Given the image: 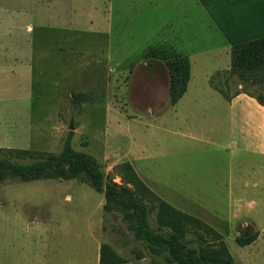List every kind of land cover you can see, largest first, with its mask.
<instances>
[{
    "label": "rangeland",
    "instance_id": "374dc122",
    "mask_svg": "<svg viewBox=\"0 0 264 264\" xmlns=\"http://www.w3.org/2000/svg\"><path fill=\"white\" fill-rule=\"evenodd\" d=\"M15 2L32 30L8 32L0 48L27 49L20 59L33 58V71L13 75L0 67V158L24 166L76 153L93 158L104 180L97 190L85 173L28 179L0 169V264H98L101 243L124 264H166L149 252L126 207L105 195L108 182L134 188L117 169L134 156L155 197L209 230L189 226L192 242L181 244L183 254L191 250L204 264H264V200L233 190L229 173L237 164L225 151L232 143L223 102L207 103L198 79L176 112L168 98H143L152 90L161 94L163 81L143 79L147 73L137 65L165 64L150 52L160 47L164 26L162 37L170 38L178 23L207 15L203 8L174 0H0V7ZM192 27L200 36L210 32L198 21ZM191 58L198 73L210 56ZM219 76L211 84L225 96L240 84L264 95V67ZM144 203L149 227L169 232L158 226L157 202L147 197Z\"/></svg>",
    "mask_w": 264,
    "mask_h": 264
},
{
    "label": "trees",
    "instance_id": "16d2710c",
    "mask_svg": "<svg viewBox=\"0 0 264 264\" xmlns=\"http://www.w3.org/2000/svg\"><path fill=\"white\" fill-rule=\"evenodd\" d=\"M203 7L214 20L218 28L231 45L230 72H252L264 67V0H201ZM152 57L164 61L169 70V99L174 105L184 94L190 76L188 57L171 52L167 48L152 47ZM149 52V53H150ZM159 52V53H157ZM242 91L256 99L264 106V95H254ZM65 166L67 167L65 169ZM0 169L10 170L20 177L37 179L49 174L75 177L80 173L88 175L97 190L102 189L103 173L97 162L85 155L66 152L57 158L49 157L42 163L18 165L8 163L0 158ZM118 171H123L122 180L134 186L133 189L118 186L108 182L105 189L107 201H118L126 207L137 222L138 230L147 242L149 252L156 257H162L166 264H204L201 257L187 250L181 252L182 243L192 241L186 239L187 229L193 224L203 225L196 219L177 210L154 193L144 184L129 162L120 164ZM120 173V172H119ZM125 175V176H124ZM140 194L138 196L137 194ZM152 197L157 210L156 220L160 229H167L166 234L149 227V210L144 200ZM205 231H209L205 228ZM199 243H205L202 234L195 232ZM215 236H219L215 233ZM195 242V241H193ZM220 249L227 254L226 248L220 242ZM169 255H164L165 253ZM139 258V255H136ZM127 262L108 243H101L98 264H124Z\"/></svg>",
    "mask_w": 264,
    "mask_h": 264
},
{
    "label": "crops",
    "instance_id": "0c3cea01",
    "mask_svg": "<svg viewBox=\"0 0 264 264\" xmlns=\"http://www.w3.org/2000/svg\"><path fill=\"white\" fill-rule=\"evenodd\" d=\"M62 1L63 0H59V3ZM160 1L163 4L169 0ZM174 1L184 3L190 7L195 6L198 8V6H201L207 13V15H205L206 17L203 15L192 16L185 23H181V25L178 23L174 31L175 35L170 38L162 37V35L167 33V25H165L158 40L159 48H167L173 53L188 57L190 62V76L186 90L181 98L174 105H171L169 99L170 74L167 66L161 62L144 63L145 65H137L138 68L141 66L147 73L143 79L158 82L162 80L163 92L160 94L159 90H152L149 93L145 92V96H142L144 99L151 98L152 102L157 101V95L160 98H168L166 106L169 104V107L175 108L176 112L183 102H189V93L193 87L195 88L197 79L198 81L201 80L204 85V90L207 92L205 97L202 98H206V102L208 98L211 99L210 101L216 100L218 103L223 102L224 106L227 108L230 132L229 141L232 143V146L225 149V151L230 155L229 159L231 161L236 160L235 164H237L238 167V169L236 167L233 176L229 173L230 181L235 185L233 189L235 190V194L244 193V190H248L247 192L255 194L256 200H264V106L260 105L255 98L244 93L242 89L235 91L230 96H225L215 89L211 84L212 80L216 78L221 79L222 76L220 77V74H226L227 76L230 72L231 45L199 0ZM15 3L16 4L11 7L6 6V4L0 7V39H2L1 37H10L7 35L8 32L23 31L22 27L25 26L27 27V32L32 30V25L25 21V19H22L23 16H26V12L20 11V9H18V2ZM193 18L196 19V21H192ZM197 21L200 22V25H202L206 31L210 32H203L200 36L192 27ZM213 28H218L221 35H218ZM219 36H223L224 39ZM210 46L212 47L209 48ZM217 47H220V51L216 52ZM23 50L26 51L27 49L21 48L18 50V45L15 46V49L11 47L0 48V67H10V70L5 68L6 70L4 71H9L13 75L15 73L18 74L17 71L22 73H30L33 71V67H30L29 64L33 62V58L31 59L30 57L27 60L20 59ZM198 54H200V56H210V58L202 64L200 71L198 70L197 73V71L195 72L194 62L191 57ZM17 67H19V70ZM238 88H243V86L241 87L240 84ZM194 102L205 103V100L195 98ZM166 106L164 108H166ZM162 110L158 111L156 114L161 113ZM174 117L177 118L176 115H174ZM129 150L135 155L137 154L134 152L133 146L129 147ZM136 158L138 157L134 156L129 163L140 177L141 174L138 172L139 168L141 169V167L144 166L140 165ZM260 205L264 206L262 203H260ZM256 206L259 205L256 204ZM262 213H264V211H262Z\"/></svg>",
    "mask_w": 264,
    "mask_h": 264
}]
</instances>
